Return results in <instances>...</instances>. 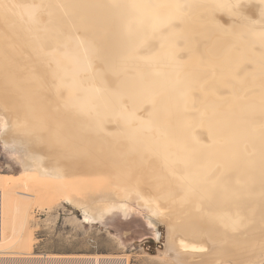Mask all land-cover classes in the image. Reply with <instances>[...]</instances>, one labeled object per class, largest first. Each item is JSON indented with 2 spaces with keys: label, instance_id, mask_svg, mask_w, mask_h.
<instances>
[{
  "label": "bare ground",
  "instance_id": "bare-ground-1",
  "mask_svg": "<svg viewBox=\"0 0 264 264\" xmlns=\"http://www.w3.org/2000/svg\"><path fill=\"white\" fill-rule=\"evenodd\" d=\"M1 143L0 264H39L35 205L132 200L180 264L263 262L264 0H0Z\"/></svg>",
  "mask_w": 264,
  "mask_h": 264
},
{
  "label": "rangeland",
  "instance_id": "rangeland-1",
  "mask_svg": "<svg viewBox=\"0 0 264 264\" xmlns=\"http://www.w3.org/2000/svg\"><path fill=\"white\" fill-rule=\"evenodd\" d=\"M2 146L1 143L0 175L19 178L22 167L17 155ZM130 205L135 209L130 218L117 214L106 219L104 224L93 226L79 224L77 221L82 213L73 206L56 201L33 206L31 226L35 245L32 255L99 259L124 257L128 264H177L172 248V255L170 252L164 254L168 251L166 225L145 208L138 207L136 201L132 200ZM258 264H264V261Z\"/></svg>",
  "mask_w": 264,
  "mask_h": 264
},
{
  "label": "built area",
  "instance_id": "built-area-1",
  "mask_svg": "<svg viewBox=\"0 0 264 264\" xmlns=\"http://www.w3.org/2000/svg\"><path fill=\"white\" fill-rule=\"evenodd\" d=\"M30 257H36V258H40V261H39V264H50L49 262H48V260H47V258H49V257H51V256H43V255H29ZM53 257H55V256H53ZM56 257H58V256H56ZM100 260V259H99ZM107 261H109V259H105V260H100L99 262L100 263H98V264H109ZM28 264V263H27ZM31 264H36V263H34V262H32ZM54 264V263H53ZM70 264H89V262L88 263H86L85 261H74V262H71Z\"/></svg>",
  "mask_w": 264,
  "mask_h": 264
}]
</instances>
